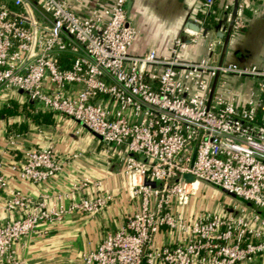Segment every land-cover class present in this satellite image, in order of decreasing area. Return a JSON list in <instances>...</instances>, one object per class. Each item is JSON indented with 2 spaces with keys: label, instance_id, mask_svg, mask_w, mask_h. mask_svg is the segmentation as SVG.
Here are the masks:
<instances>
[{
  "label": "built area",
  "instance_id": "built-area-1",
  "mask_svg": "<svg viewBox=\"0 0 264 264\" xmlns=\"http://www.w3.org/2000/svg\"><path fill=\"white\" fill-rule=\"evenodd\" d=\"M74 1L0 0V93L22 92L28 103L78 121L107 149L126 150L123 171L138 206L122 228L84 254V264H264V216L240 204L222 212L186 211L205 186L223 187L264 210V66L229 61L228 49L220 62L224 40L206 18L205 35L177 38L168 54L136 53L138 29L127 0L84 13ZM217 1L202 0V11L227 13L229 24L236 0H223L218 11ZM246 2L238 0L229 45L246 28ZM201 38L208 55L186 59L184 50ZM232 79L251 82L248 97L234 91ZM18 135L8 133L11 146ZM67 161L48 144L29 150L12 168L22 179L42 183ZM90 184L100 182L84 180L76 189ZM7 189L0 162V195ZM47 198L16 191L0 204L7 212L27 210L0 220V262L21 264L14 246L41 223L60 221L68 212H99L112 197L83 196L68 208ZM162 229L177 239L154 247Z\"/></svg>",
  "mask_w": 264,
  "mask_h": 264
},
{
  "label": "crops",
  "instance_id": "crops-1",
  "mask_svg": "<svg viewBox=\"0 0 264 264\" xmlns=\"http://www.w3.org/2000/svg\"><path fill=\"white\" fill-rule=\"evenodd\" d=\"M112 1L76 0L74 4L76 10L84 13ZM222 1H217L218 6ZM246 3V28L232 40L226 59L264 66V0H247ZM202 8V0H127L128 15L138 29L133 51L140 53L154 49L159 55L168 54L173 42L182 34L187 17L199 15ZM207 55L204 38L189 45L183 52L189 60ZM231 82L234 91L238 90L243 97H248L251 87L248 79H232ZM12 102L18 103L21 110L28 101L19 91L5 90L0 93V108L11 106ZM33 106L37 112L44 111ZM10 131L19 133L14 146L8 141ZM48 144L54 147L58 158L68 159L63 169L42 183L22 179L12 166L22 162L29 150ZM125 153L124 147L116 145L107 149L101 137L78 121L60 114L52 113L49 123L35 121L25 112L0 117V162L8 182V189L0 195V204L16 191L34 198L48 195L47 202L59 208H68L73 200L101 192H108L112 197L99 212H68L60 221L41 223L38 232L23 237L15 244L19 261L23 264H84V254L98 248L107 232L122 228L126 217L138 206L130 198L128 176L123 171ZM84 180L99 181L100 185L90 184L76 189ZM199 195L188 206L187 214L204 209L201 204L194 203ZM235 205L238 202L233 199L231 204H225L224 209L220 208L218 212L232 209ZM26 213L25 209L10 212L0 209V220ZM176 239V232L162 229L156 234L153 246L162 247Z\"/></svg>",
  "mask_w": 264,
  "mask_h": 264
},
{
  "label": "water",
  "instance_id": "water-1",
  "mask_svg": "<svg viewBox=\"0 0 264 264\" xmlns=\"http://www.w3.org/2000/svg\"><path fill=\"white\" fill-rule=\"evenodd\" d=\"M237 4H238V0L235 1L234 7H233V10H232V17H231V20H230L229 24L227 22V18H228V14L227 13H225L223 15V17H217L216 16L214 18V20H215L214 28L216 30V35L224 40L223 45L220 48V50H221L220 62L223 60L224 55H225V53H226V51L228 49V46H229V38H230V34H231V29H232V23H233V20H234V16L236 14ZM209 15H211V13L206 14L204 11L201 10L199 15H190L189 17H187V19L185 20L184 25H183V30H182L183 32L179 36V38L181 40H183V41H188L189 38H190L189 35H191V34H197V33L201 32L202 34L205 35L209 31L210 28L208 26H205L203 22H204V19L206 18V16H209ZM227 24H228V26H227ZM222 25L227 26L226 27V32H223L221 30V26ZM215 84H216V79L213 82L211 93H213ZM30 103H33V102L31 101ZM184 178L187 181H193L194 180V177L191 174H185ZM145 182L147 184H151L153 186L157 185L156 182L148 180V179H146ZM210 187L220 190L224 194H226V195L230 196L231 198L235 199L238 202V204L244 205L245 207H247V208H249L251 210H254V211L258 212L259 214H261L262 216H264V210L257 208L252 202H250V201H248V200H246V199H244L242 197H239V196L235 195L234 193L226 190L223 187H220V186H210ZM220 208L224 209L223 206H221ZM0 264H11V263L0 262Z\"/></svg>",
  "mask_w": 264,
  "mask_h": 264
},
{
  "label": "trees",
  "instance_id": "trees-1",
  "mask_svg": "<svg viewBox=\"0 0 264 264\" xmlns=\"http://www.w3.org/2000/svg\"><path fill=\"white\" fill-rule=\"evenodd\" d=\"M214 10H219L218 3H216L213 7ZM246 11V10H245ZM216 17V14L212 13L209 16H206L207 21L211 24L215 23L214 18ZM22 108L20 110V105L16 102H12L11 106H5L3 108H0V117L4 115L5 117H10L19 114L20 112L27 113L31 118H33L35 121L41 122L44 121L46 123L51 122V115L52 113H46L44 111H36L33 104L31 103H25L22 105Z\"/></svg>",
  "mask_w": 264,
  "mask_h": 264
},
{
  "label": "rangeland",
  "instance_id": "rangeland-1",
  "mask_svg": "<svg viewBox=\"0 0 264 264\" xmlns=\"http://www.w3.org/2000/svg\"><path fill=\"white\" fill-rule=\"evenodd\" d=\"M232 198L216 188L210 186H205L201 191L199 197H197L193 202L198 205L201 204L202 208L209 209L214 212H218L220 207L225 204H231ZM227 206V205H226ZM23 264L21 261H19Z\"/></svg>",
  "mask_w": 264,
  "mask_h": 264
}]
</instances>
